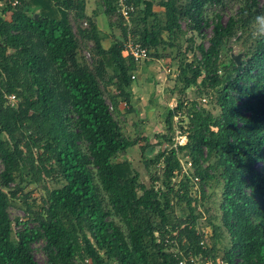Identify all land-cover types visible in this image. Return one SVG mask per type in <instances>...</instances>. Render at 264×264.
Wrapping results in <instances>:
<instances>
[{
    "label": "trees",
    "instance_id": "1",
    "mask_svg": "<svg viewBox=\"0 0 264 264\" xmlns=\"http://www.w3.org/2000/svg\"><path fill=\"white\" fill-rule=\"evenodd\" d=\"M3 1L9 4L4 12L10 19L0 14V264H39L32 249L38 241H44L46 264H194L190 257L196 262L198 257L213 259L215 249L201 244L204 234L197 227L188 183H173L182 172L181 154L191 159L194 175L203 183L223 182L221 222H211L214 234L224 230L230 241L220 260L264 264V36L247 47L240 63L233 58L221 62L236 36L248 32L263 0H246L226 23L220 15L206 16L207 8L222 0H127L139 15L132 33L150 56L153 50L160 56L161 47H175L183 19L201 36L212 28L209 46L200 45V56L181 64L178 81L182 92L191 87L205 94L214 90L220 115L197 107L185 111L184 102L169 113L163 141L170 142L176 132L172 124L178 113L187 114L188 140L170 149L163 142L151 160L163 166V188L156 187V177L147 188L130 161L118 160L139 141L124 136L98 81L110 70L107 83L116 92L112 108L121 101L132 109L137 63L124 55L127 29L121 25L125 42L106 50L91 22L86 37L95 43L92 71L80 63L70 19L71 12L78 20L88 18L86 0ZM99 1L106 16L117 14V0ZM156 5L165 10V18L154 11ZM10 96L16 97L14 105ZM33 149L42 151L36 160ZM25 161L32 172L43 167L65 184L50 193L46 218L15 235L9 207L18 190L11 185ZM175 199L178 204L187 200L185 219L175 217ZM172 242L178 250H169Z\"/></svg>",
    "mask_w": 264,
    "mask_h": 264
},
{
    "label": "rangeland",
    "instance_id": "2",
    "mask_svg": "<svg viewBox=\"0 0 264 264\" xmlns=\"http://www.w3.org/2000/svg\"><path fill=\"white\" fill-rule=\"evenodd\" d=\"M86 6L88 18L78 20L75 17V12L70 13L71 23L76 34V39L79 47L78 57L80 63L89 70L95 71V64L97 57L95 56V43L86 37V33L91 29V22H94L97 29L98 38H103L104 45L108 49L117 41H124L123 31L121 25L127 30V39L137 41L139 38L132 33L133 27L136 26L139 15L136 13L131 16L129 22H125L118 14L113 16H106L103 12L102 5L99 0H87ZM118 2V0H117ZM246 0H222V4L215 5V7H208L206 16L215 18L216 15L222 17V21L226 23L231 17H235L240 7L246 5ZM9 7L8 2L0 3V14L5 19H10L9 12L6 7ZM154 11L160 15L161 19L165 18V10L156 5ZM96 13L98 20L92 15ZM87 14V13H86ZM257 16H264V0L260 4V10H257ZM182 26V34L175 41L173 48H160V56H156L155 51H151L150 58L137 64V69L133 75L132 83V109L120 101L117 108H112V99L116 97L114 87L109 85L108 79L112 75L110 70L107 71L105 78L98 77L99 84L108 105L111 106L114 118L119 124L124 136L132 141H139V144L131 148L127 153H124L118 160L127 159L130 161L140 176V182L147 188L151 185V177H156V187H162L164 183V170L161 164L154 165L151 160L159 153L162 148V143L166 142V148L179 147L177 142V123L173 120L172 127L176 132L172 131L170 134V142L163 141V135L167 134L168 124L167 117L179 103L184 102L188 109L192 107L204 108L206 111L218 117L220 109L216 106V96L209 92L205 94L199 87H191L185 92H182L183 87L178 81L180 74V66L182 63H191L196 57H199V46H209V38L212 35V28H205L202 35L193 31L188 26V21L183 19L180 22ZM246 32L241 35V32L225 49L221 57V62L224 64L230 63V59H237L241 62L243 55L249 45L256 39L252 38V33L257 31L260 36H264V21H252ZM243 33V32H242ZM167 38V34L164 33ZM125 42V41H124ZM221 75L224 72L221 71ZM206 99V102H203ZM20 101V98H18ZM194 104L196 106H194ZM184 111V112H185ZM185 121V120H184ZM189 127V126H188ZM188 131V130H187ZM176 140V141H175ZM148 141V142H147ZM169 142V143H168ZM148 143V144H147ZM145 154L142 148L147 147ZM23 147V146H22ZM26 151V149L23 147ZM42 153L38 149H33L35 160ZM182 172L176 173L173 183L180 187L181 183H188L189 195L192 198V206L196 207V215L199 216L197 227L199 231L202 230L207 236L206 248L215 249L213 259L220 260L226 249L230 247V241L227 237L226 231L219 230L218 234H214L211 222L217 218L215 224L221 222V203L223 201V182L220 179L202 182L194 175V170L189 164V159L180 155ZM26 163V161H25ZM32 172L28 163L21 169L16 176L15 182L11 185L13 191L18 190L17 197L10 200L9 214L13 222L14 234L17 235L25 226L34 229L37 227L39 218H46V209L50 193L56 189L63 187L65 181L60 176H49L43 167ZM3 171V166L0 161V173ZM5 192L8 193L7 190ZM105 198V204L108 209V199ZM175 217L185 219L184 211H188V202L183 200L180 204L175 199ZM117 224H120L118 219ZM19 220L20 224H17ZM122 226V224H120ZM159 234H157L158 236ZM44 241L35 242L32 245L33 255L39 264H46L47 258L42 251ZM170 251L178 250V243L172 242ZM196 264H204L205 259L198 257ZM213 259H211L213 261ZM86 260L84 264H89Z\"/></svg>",
    "mask_w": 264,
    "mask_h": 264
},
{
    "label": "built area",
    "instance_id": "3",
    "mask_svg": "<svg viewBox=\"0 0 264 264\" xmlns=\"http://www.w3.org/2000/svg\"><path fill=\"white\" fill-rule=\"evenodd\" d=\"M16 4L17 2L13 3L14 6ZM133 13H134V7L129 5L127 3V0H118V14L125 22L130 21ZM124 55L126 57L133 58V60L137 64L141 62H145L150 58L149 50L143 47L140 43L136 42L135 40L132 41V39H128V41L126 42L125 47H124ZM133 79H135V76H133ZM8 99L9 101L12 102V105H14V103L17 102L15 96H10ZM203 102H206V99H203ZM174 120L178 126L177 133H176L178 137L177 142L180 146L185 145L188 140L187 130H188V125H189L187 114L178 113L175 115ZM188 159H189L190 166H192L191 161H190L191 159L190 158ZM202 233L204 234V239L201 242V244L205 245L207 242V240H205L207 239V236L204 231ZM189 261L196 264V260L193 257H190ZM179 264H186V261H180ZM204 264H227V263L221 260H218L217 262L214 263L210 259H205Z\"/></svg>",
    "mask_w": 264,
    "mask_h": 264
},
{
    "label": "clouds",
    "instance_id": "4",
    "mask_svg": "<svg viewBox=\"0 0 264 264\" xmlns=\"http://www.w3.org/2000/svg\"><path fill=\"white\" fill-rule=\"evenodd\" d=\"M256 20H257L258 22L264 21V16H257V17H256ZM252 38H253V39H259V38H260V34H258L257 31H254V32L252 33Z\"/></svg>",
    "mask_w": 264,
    "mask_h": 264
},
{
    "label": "crops",
    "instance_id": "5",
    "mask_svg": "<svg viewBox=\"0 0 264 264\" xmlns=\"http://www.w3.org/2000/svg\"><path fill=\"white\" fill-rule=\"evenodd\" d=\"M86 2H88V1L86 0ZM86 13H87L86 15H91V14L88 13L87 6H86ZM95 15H96V13H94V14L92 15V17H93V18L95 17V19L98 20V17H99V16L96 17ZM102 46L104 47V49L108 50V48L105 47L104 42H102Z\"/></svg>",
    "mask_w": 264,
    "mask_h": 264
},
{
    "label": "water",
    "instance_id": "6",
    "mask_svg": "<svg viewBox=\"0 0 264 264\" xmlns=\"http://www.w3.org/2000/svg\"><path fill=\"white\" fill-rule=\"evenodd\" d=\"M238 63H240V61L238 60V58L237 59H235Z\"/></svg>",
    "mask_w": 264,
    "mask_h": 264
}]
</instances>
